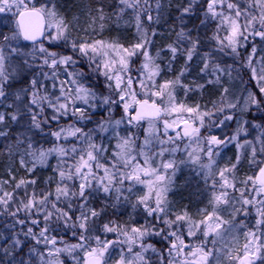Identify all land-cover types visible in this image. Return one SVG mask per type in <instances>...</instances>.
Instances as JSON below:
<instances>
[{"label": "snow or ice", "instance_id": "1", "mask_svg": "<svg viewBox=\"0 0 264 264\" xmlns=\"http://www.w3.org/2000/svg\"><path fill=\"white\" fill-rule=\"evenodd\" d=\"M205 3L204 19L200 21V25H206L208 21L216 23L215 31L209 38L215 43V48L203 53L200 72L215 77L206 83H220V74H223L225 69L214 62L213 53L223 52L227 48L231 53L238 55L241 41H247L249 36L259 37L264 41V0H205ZM119 4V10L114 13L117 20L122 18L127 9L134 13V24L139 39L130 46H125L115 39L70 40L71 22L58 11L54 0H49L48 4L39 8L28 7L25 0H0V13L11 12L15 8L14 15L17 17L11 35L0 34V98H7L6 89L11 88L17 74L26 69H33L34 64L27 57L33 62L39 58L40 64L35 67L41 69L33 75L27 87L15 93V99L21 101L17 111L12 114L0 112V125L6 122V118L19 122L25 115L29 117L27 127L18 134L16 141L17 149L26 143L19 160L26 172L33 173L38 166L47 165L49 157L53 155L57 158L54 175L46 181L49 186L54 181V189L48 187L37 191L36 179L21 178L15 183L12 191H5L9 181L0 180V215L13 218V223L9 226L13 229L8 241L10 248L2 249L3 257H11L9 264H33V258H38L39 264H63L60 256L67 253L76 264H108L106 255L110 258L109 249L119 246V258L114 264H213V261L220 264L221 253L228 264H256L258 260L264 262V159L258 158V153L264 156V135L256 138L260 144L259 148L251 141L236 145L238 150L246 146L251 147L249 164L256 169L252 175L243 180L237 179L236 170L241 163L239 152L235 163L213 173L216 164L214 147L217 149L215 155L218 156L219 146L236 140L237 136L223 140L215 135L201 137L205 118H211L214 113L202 111L199 104L189 106L183 101L178 102L175 95L177 87H183L185 95L192 90L189 85L182 84L181 77L188 70V62L199 54L202 40L198 35L194 37L191 34L193 29L181 26L176 32V42L165 47L171 54L169 63L175 60L178 54H183L185 66L174 79L157 83L156 78L163 71L157 63V58L164 49L158 50L155 57L151 55L149 46L152 40L142 17L146 16L149 23H156L159 16L153 17L148 0H144L143 6L141 0H119ZM197 5L198 0H189L187 6L180 10L178 19L181 25L184 24L185 16L194 13ZM156 8H160L159 0ZM110 19L103 6L95 9V15L90 10L85 31H95L96 28L103 31ZM222 32L224 35H221ZM151 35H156L154 29ZM40 37L64 41L65 44H70L73 53L78 52L82 57H86L92 71L104 77L108 94H98L92 87L81 83L84 78L83 70L67 71L69 66L76 64L73 56L49 51L40 41ZM21 39L33 42L31 53L21 50L18 44ZM185 44L188 46L184 47ZM256 52L257 48L253 46L247 63L253 78L257 79L258 84L264 85V57L261 58V66L257 70L252 62V56ZM14 54L19 62L12 66L10 60ZM138 55L143 59L139 68L135 69L137 75L134 77L132 60ZM61 66L64 67L67 77L64 80H59L58 69ZM44 68L50 69V72H44ZM228 74L230 75V72ZM40 76L45 80H52L53 89L59 87V95H52L47 89L42 93L43 84L38 78ZM195 87L202 89L204 85L197 84ZM260 91L264 93V86L260 87ZM227 93L228 88L224 87L222 102ZM22 94L29 97L27 104L23 103ZM249 95L251 102L259 106L260 102L251 93ZM116 106H122L119 119L112 118ZM98 107H107L109 118L98 121L95 128L86 132L73 123L49 133L56 141H68L73 138L76 143L70 146L56 143L50 148L37 147L32 143L29 133L33 129L43 131L44 125L50 126L51 122H59L62 117L69 115L77 121H90L89 109ZM235 107L233 103H222L216 112L222 113L225 108ZM46 109L51 110L50 116L45 115ZM224 119L231 120L233 117L226 116ZM142 121L147 122L148 128L141 145L137 146L135 134H119L122 124L139 126ZM220 123L223 124L224 120ZM110 130L117 140L111 158L106 156V146L95 142L97 132L107 133ZM170 131L174 135H169ZM0 136H6V132L0 131ZM185 138L189 141V144L185 145L187 160L165 161V154L174 155L179 150L176 142ZM193 142L197 145L195 148L191 147ZM204 144L207 145L206 149L202 146ZM166 145L176 146L169 149ZM154 148L157 150L153 151ZM202 156L207 158V163L202 162ZM157 157L160 158L159 163L156 162ZM102 160L104 162H101ZM189 162L199 166L205 184L211 179L210 198L208 205L198 210L201 219H193L186 209L173 214V219L169 215L168 200L172 178L179 164ZM238 184L241 187H237ZM136 185H143L146 191L143 195L136 196L132 207L135 209L141 206L148 217H154L165 227L158 229L148 223L141 226L120 224L114 220H108L102 227L99 226L97 222L105 213L107 203L99 210L91 207L90 201L94 194L102 192L106 197L114 194L117 203L122 200L130 202L131 196L135 195ZM29 188L32 190L29 191ZM18 189L23 190L19 196ZM236 193L238 195H234ZM228 206H231V219L225 220L220 213ZM208 208H211V211H208ZM249 209L255 212L253 228H249L243 220L236 223L238 216H249ZM20 214H23V219L19 218ZM17 225L23 226L19 232L14 231ZM225 225L228 226L227 229ZM62 229L71 230V235L77 242L69 244L63 237L58 239L57 235L53 234ZM182 229H186V237L189 238L187 242L185 231ZM98 230L103 234L113 233L116 239H101L100 235H92ZM233 230H243V245H239L238 235L232 238L234 247L224 243L225 233ZM198 234L203 239H198ZM21 236L25 239L22 240ZM152 236H161L168 242L166 255L165 250H157L153 244L145 242ZM27 238L35 242L34 246L29 248L28 259H17L13 253L16 249L23 252L21 246ZM196 240L198 242H193ZM209 241L213 245L212 248H208ZM93 242L95 246H92ZM217 243H222L223 247L217 249ZM58 244L64 246L58 247ZM37 245H43L44 251H40ZM150 254L157 256L158 260L154 262Z\"/></svg>", "mask_w": 264, "mask_h": 264}, {"label": "rangeland", "instance_id": "2", "mask_svg": "<svg viewBox=\"0 0 264 264\" xmlns=\"http://www.w3.org/2000/svg\"><path fill=\"white\" fill-rule=\"evenodd\" d=\"M141 1H142L141 4H144V0H141ZM25 2L28 5L36 4L35 0H25ZM48 3H49L48 0H42L40 5H45ZM159 3H160V8H161V2L159 1ZM156 4H157V1L151 7H152V10H155L156 12H158L160 8L157 9ZM15 12H16V9L13 8L11 12L0 13V27H1L2 22L3 23L7 22L8 24V27L5 29V33H6L5 35H8L9 34L8 31H11L13 27L15 28V22H13L15 21V18L12 19V16L14 15ZM88 13L89 11H86L82 15L76 16L72 19L75 31L71 33L70 40L79 39V38L99 39L97 37V34L100 31L99 28H96L95 31L91 29H88L87 31H85L87 27ZM92 14L95 15L93 11H92ZM132 22L133 20L131 18L126 17L125 19H122V22L121 20H118L117 23L120 26H130ZM211 22L212 21H210V23H206V25H203V26L209 27L208 25L211 24ZM206 27L205 28L202 27V30L199 31L198 33H194L193 36L195 37L198 35L203 42L202 44L210 43L211 46L208 48L214 49L215 43L213 41H210L209 38L213 35L216 25L211 30V32H207ZM221 35H224L223 32L221 33ZM151 37L152 35L149 34L150 39ZM253 38L255 37L249 36L247 41H241L240 47L238 48V53H239L238 55L231 53V50L227 48L223 52L215 51L213 53L214 62L221 64V67L225 69V72L223 74H220V83L214 84V87L217 88V90L220 89V92L217 95H219L220 93L222 94L224 87L228 88V92H229L227 93L228 96H226L223 99V102L221 98L219 99V101L215 100L212 103L208 102L207 100L200 99V88L194 87L191 91L187 92V95H185V90L183 87H177V89L175 90V95H176L178 102L183 101L185 104L189 106H195L199 104L202 111H211L214 113V115L211 118H207V117L205 118V127H203L200 132L201 137L215 135L218 138L223 140L226 137L230 138L233 135L237 136L236 140L226 142L223 145L219 146L218 156L215 155V152L217 151V149L214 147V159L216 161V164L213 167V173L217 172L220 168H223L226 165L235 163L237 153L239 152L241 155V163L243 162L245 158H248L247 159L248 160L247 161L248 170L246 171V169L242 168L241 163H240L237 166V170H236V177L238 180H243L246 176L252 175L256 169L254 168V166H250L249 164V158L251 155V147L246 146L238 150L236 147L237 143L243 144L245 141H251L256 145L257 148H259L260 144H259V141L256 140V138L258 136L264 135V93L260 91V87L264 85L258 84L257 79L253 78L251 68L248 67V63H247L248 56L251 53V49L253 46H255L257 48V52L255 55L252 56V62H253V67L259 70L261 66V58L264 57V41H262L259 37H257L258 43L250 47V50L248 52L244 53L243 51V49L246 46H249L250 44L249 40H252ZM43 43L45 47L49 49V51H56L60 55H72L73 59L76 61V64L73 66H69L67 68V71L68 72H79L80 70H83L84 78L81 80V83H85L88 86L92 87L93 89L97 91L98 94L99 93H103L104 95L108 94V91L105 88L104 77L102 76L101 83L96 82V80H91L87 75L86 68L83 66L81 62V59H80L81 55L78 52L73 53L70 47V44H65L64 41H55V40H48V39H46V41H44ZM18 44L20 47L19 42ZM125 46H130V45H125ZM38 47H39V44L36 45V48ZM21 50L24 53H31L33 50V45L32 46L29 45L27 47L21 48ZM149 51L151 55L155 57L158 50L152 49V44H151L149 46ZM205 51H209V50L206 49ZM161 55L162 53H160V56ZM202 55L203 54H200L198 59H196L197 62H199V64L201 65V67H202V64H201ZM160 56L157 58V63H158V59L164 57V55L161 57ZM27 58L31 59L30 57H27ZM142 59L143 57L138 55L134 57L132 60V68H133L132 75L134 77L137 75V72L135 71V69L139 68L142 62ZM36 61H38V63L40 64L39 58H37ZM136 61H137V65L135 63ZM14 62L15 60L12 59L10 64L12 66H15L16 64ZM222 62H229V63L222 64ZM171 63L169 62L166 63L168 64L166 67H167V70L169 71H170ZM9 71H11L10 67H9ZM43 71L50 72V69L44 68ZM58 72H59V80H64L67 78L65 75L63 66H61L58 69ZM229 72H230V75L228 74ZM205 74L206 73H201V72L198 74L199 77H197V79L198 81H200L198 83L206 85L207 84L206 81L210 79L211 80L215 79L214 76H209L208 74L207 75ZM171 79H172L171 77H168L167 75H164L163 73H161V75L156 78L157 83H162L164 80H171ZM59 80L56 81L57 85H59ZM190 80H196V79L193 77V78H190ZM41 81L43 84V88L41 89L42 93L44 89H47L50 94L59 95V87L53 89L52 80H45L43 77ZM181 81H182V84H185L182 78H181ZM222 84H224V86ZM189 87L192 88L191 86ZM12 93H14V91ZM250 93L255 97L256 100L260 102L259 106L251 102V97L249 95ZM229 96H231V98ZM7 97H9V95H7ZM27 97L28 96H25L22 94L21 99L24 104H27L26 103ZM113 99H115V97H113ZM2 102L4 103V107L0 106V112H4L6 114L15 113L17 111V108L21 104V101H17L15 98L13 101H10L9 103H7V99L0 98V105L2 104ZM222 103L224 105L228 103H233L236 105V107L233 109L225 108L224 112L222 113L216 112V109L221 107ZM9 105H11V107H13L14 110L8 113V111H6L5 108H7ZM117 107H118L119 113L117 117H112L114 119H119L122 115V106H117ZM105 108L106 107H98L96 109H89L88 114L98 113L99 111H103V112L106 111L108 113V109H105ZM113 112H115L114 109H113ZM45 113H48L47 116H50L52 114L50 109H46ZM226 116H232L233 119L225 120L224 118ZM67 118H69V116H67ZM221 120H224L223 124L220 123ZM28 122H29V117L27 115H25L19 122H15L9 118H6V122L3 125H0V131H4L7 133L8 128L10 127L12 129L11 132H13V134H16V138H17L18 134L22 132L25 127H27ZM95 127H96V124L90 129H93ZM147 128H148V124L146 121L141 122L139 126H135V125L129 126L125 123L120 126L119 134L121 136H126L128 134H135L136 144L137 146H139L143 143V140L146 134L145 130ZM238 129H240L239 132L237 131ZM161 131H162V128H161ZM169 135H174V133L170 131ZM29 136L32 137V143L35 146H37L38 145L37 140L35 139L33 132L29 133ZM47 138L48 137L46 136H41L39 138L41 141H44V143L42 142L41 145L47 144L45 148H50L56 143L64 144L65 146H70L72 143H76V141L73 138H69L68 141H63V140L56 141L55 138L52 136L50 137V141ZM95 142L98 144L99 143L104 144L107 148L106 156L111 158L112 153L115 151V146L117 143V140L113 132L111 130L107 133L97 132L95 134ZM176 144L179 145V150L174 155H170L169 153H166L165 156L163 157L165 161L168 159H175L177 162L181 160H185V161L187 160V151H185V145L189 144L188 139L185 138L182 141H177ZM175 146L176 145H166V147H168L169 149ZM196 146L197 145L195 142L191 144L192 148H195ZM202 146L205 147V149L207 147L206 144ZM25 147H26V143L20 145L19 149H17L16 143L13 144L11 155L7 158L6 163H5V167H6L5 172L9 174V176L11 177V180H12V177H15L14 180L16 182L19 180H17L16 174L13 171V169L17 170L18 164L20 165L19 160L21 158V154L23 153ZM155 150L157 149L154 148L153 151ZM258 158L264 159V156H261L258 153ZM50 161L53 162L52 165L53 167H55V165L57 164L56 156L53 155L49 157L47 165H49ZM159 161H160V158L157 157L156 162L159 163ZM101 162H104V161L102 160ZM202 162L207 163V158L202 156ZM41 167H44V166H41ZM172 179H173L172 188L168 193V200L170 201V212H169L170 218L174 219L173 214L180 213L182 210L186 209L189 212V214L193 217V219L195 220L201 219L202 217L198 214V210L203 209L208 205V200L210 198V192H211V183H212L211 179H209L207 184H205V181H204V178H203V175H202V172L199 166L192 165L190 162L185 163V164H179L178 169ZM1 180H6V179H1ZM176 183H178L179 186ZM11 185L12 184L9 182L8 185L5 186V191H12L13 189ZM182 186H187L189 189L186 193L187 196L185 195L186 199H182V200L180 199L178 201V198H177L178 192H182V189H184ZM48 187H50L51 189L55 188V186H51V185L49 186L46 184L44 189ZM237 187H241V185L238 184ZM39 190H43V188ZM22 191H23L22 189H18L17 194L21 193ZM144 191H146V189L144 188L143 185H136L134 188L135 195L131 196L130 202H125L122 200L118 203L121 209L118 208L117 202L115 201V198H114V194L111 197H106L104 193L97 192L94 194L93 199H91L90 206L95 207L97 210H99L101 207H104L103 202L107 203V207L109 206L112 207V205L115 204L116 206L113 209L117 212V215H120L119 217L123 219V217H128L124 215L123 210L129 209L132 203L135 202L136 196L143 195ZM234 195H238V193ZM181 202H184V204H181ZM95 204H97V206H95ZM236 206L239 207L238 204ZM136 209H141L142 214L145 215L143 218H146V217L150 218L146 215V213L144 212V209L141 206L136 207L135 210ZM105 210H107V208ZM208 211H211V208H208ZM230 211H231V206H228L224 208L223 211H221L220 215L225 220H230L231 219L229 215ZM249 213L250 214L247 218H245L243 215L238 216L236 219V223L238 224L239 221L243 220L244 223L248 225L249 228H253V226L255 225V218H256L255 212L253 211V209H249ZM137 216H142V215H137ZM115 217L116 215H109L108 212H105L99 218L97 223L99 226L102 227L103 223H106L108 220H114ZM145 222L146 221H142L140 223L138 219H132L131 221H128V223L126 224L141 226V225L146 224ZM120 224H125V223L121 221ZM225 228L227 229L228 226L225 225ZM182 230L185 231V238L187 242L189 238L186 237V229H182ZM92 235H100L101 239H109V240L116 239L115 234L113 233L103 234L99 230L92 233ZM237 235L239 238V245H243V243L245 242L244 237H243V230H239V231L233 230L230 232H226L225 237H224V243H228L229 247H234L235 245H233L231 241H232V238ZM160 237L161 236H152L150 238L154 240ZM70 239L73 240V238H70ZM147 239L145 240L146 243L153 244L157 248V250H159L157 245L153 241H147ZM198 239H203V237L198 234ZM193 242H198V240L193 241ZM57 246L63 247L64 245L58 244ZM92 246H95L94 242ZM36 247H38L40 251H44L43 245H37ZM212 247L213 245L209 241L208 248H212ZM215 247L217 249H221L223 247V244L217 243ZM109 254H110V258L108 255H106L108 264H114L115 260L119 258V246L115 248H110ZM78 255L82 256L83 253H78ZM150 256L154 262L158 260V257L155 256L154 254H150ZM60 259L63 261V264H76V262L73 261V259L70 256H68L67 253H62L60 256ZM37 262H38V258H37ZM213 264H216V262L213 261ZM220 264H228L223 253H221ZM256 264H264V262L258 260Z\"/></svg>", "mask_w": 264, "mask_h": 264}, {"label": "trees", "instance_id": "3", "mask_svg": "<svg viewBox=\"0 0 264 264\" xmlns=\"http://www.w3.org/2000/svg\"><path fill=\"white\" fill-rule=\"evenodd\" d=\"M35 1H36V4L28 5V7L35 6L38 8L42 6L40 5L42 0H35ZM156 1L157 0H149L148 1L149 6L151 7ZM159 1L161 2L160 10L158 12H156L155 10H152V13H151L154 18L156 16H159V21L156 23H149L147 22L146 16L142 17V19H144L145 21V27L148 29L149 34H151L153 29L156 32V35L151 37L152 49L154 50L164 49L163 51L160 52L162 53L161 56L164 55V57L158 59V63L161 65V68L163 69L162 73L174 79L179 74L181 68L185 66V57L183 54H178L176 59L171 61L172 63L170 64L171 65L170 71L167 70L166 66L168 64L166 63L169 62L171 54L166 49L165 46L167 44L176 42V32L179 31L181 26L185 27L186 29H193L191 33L192 35H194V33H198L199 31H201L202 27L203 28L206 27V26L204 27L203 25L202 26L200 25V21L204 19L203 11H204V8H206V3H205V0H198V5L194 9V13L190 16H185L184 24L181 25V22L178 19L181 15L180 10L183 7L187 6L189 0H167V1L159 0ZM241 2H243V0H241ZM54 3L56 4L58 11L63 16H65L68 21L71 22V25H72L71 33L75 31L73 21H72L74 17L82 15L84 12L90 11V10L95 13V9L97 7L103 6L105 13L108 16H110L111 19L106 22L105 29L103 31H99V33L97 34V37L101 40H114L115 39L124 45H131L133 43L138 42L139 37H138L136 27L134 24V13L131 9H127L125 13L122 14V18L119 19L122 22V19H125L126 17L131 18L133 22L130 24V26H120L117 23L118 20L116 16L114 15V13H116L119 10V7H120L119 0H54ZM141 5L143 6V4ZM13 18H15V15L12 16V19ZM207 23H210V21H208ZM215 25H216L215 22H211V24L208 25L209 27H206V31L211 32V30L215 27ZM196 26H199V27H196ZM7 27H8L7 22L5 23L2 22L1 27H0V34L5 35L6 34L5 29ZM13 30H14V27L11 31H8L9 32L8 35H11V32ZM19 43H20L21 48L27 47V45H24V43L21 40L19 41ZM253 43L254 42H252L251 47L253 46ZM13 46H16V44L15 45L13 44ZM183 46L187 47L188 45L185 44ZM210 46H211L210 43L201 45V47L199 48V54L194 56L192 61L188 62L187 64L188 70L185 72L184 76L181 77L182 80L185 82V84H189V86H191L192 89L195 87V85L200 84L198 83L200 81H198L197 77H199L198 74L200 73L201 65L199 64V62H197L196 59H198L200 54L208 52L205 50L206 49L210 50L211 48H208ZM6 54H7V50H6ZM12 59L15 60L14 62L15 64L19 62L15 54L12 56L10 62L12 61ZM20 59H23V58H20ZM80 59H81L83 66L86 68L88 77L91 80H96V82L101 83L102 75L92 71V69L89 67V61L86 57L80 56ZM29 60L30 62L34 64L33 69H26L25 71L16 75L15 80L12 82L11 88L6 89V93L7 95H9V97L6 98L7 103H9L10 101H13L15 98V92L17 90H20L21 88L27 87L33 75L41 71L40 68L35 67L36 65H39L38 61L35 60L33 62L31 61V59ZM135 63L137 65V61ZM226 63L228 62H222V64H226ZM193 77L196 80H190V78H193ZM38 78L41 80L43 77L40 76ZM214 84L215 83H207L206 85H204L202 89H200V99L207 100L210 103H212L215 100L219 101V99L221 98V93L219 95L217 94L220 92V89L217 90V88L214 87ZM222 85L224 86V84ZM13 91L14 93H12ZM229 97L231 98V96ZM28 99L29 97H27L26 103H28ZM0 106L4 107V103L2 102ZM5 109L6 111H8V113L14 110L13 107H9V106ZM105 109H107V107ZM114 110L115 112L112 113L113 115L112 117H117L119 113L118 107L116 106ZM47 114L48 113H45L46 116ZM89 115L91 116L90 121L88 120L77 121L74 117L69 115V118L62 117L59 120V122H51L50 126L44 125L43 131L39 129H33L32 132H33L35 139L37 140V144H38L37 146L38 147L42 146L45 148L47 144L41 145V143L42 142L44 143V141H41L39 138L41 136H46L48 137L47 139L50 141L51 135H49V133L51 131L57 130L60 127H66L69 124L75 123L77 127H81L84 129V131H87L88 129L95 126V124H97V122L100 121L101 119L109 118L108 113L106 111L104 112L99 111L98 113H94V114L89 113ZM8 129L9 130L6 133V136H0V180L7 179L12 184L11 186L13 189L15 187L16 181L13 179L11 180L9 174L5 172L6 170L5 163H6L7 158L11 155L12 145L16 143L17 138H16V134H13V132H11L12 129L10 127ZM247 159L248 158H245L243 162L241 163V167L246 169V171L248 170V162H247L248 160ZM13 171L16 174L17 180H20L21 178L36 179L37 183L35 185V188L37 191L42 188L44 189L47 178L54 175V171L52 170L50 166H44V167L38 166L34 170L33 173H28L23 167H21V165L18 164L17 170L13 169ZM51 186H55L54 181L51 183ZM182 187L184 189H182V192H178V195H177L178 201L180 199L181 200L186 199L185 195L189 189L187 186H182ZM29 190L31 191L32 189L29 188ZM21 193L17 195L19 196ZM181 204H184V202H181ZM95 206H97V204H95ZM113 208L114 207L109 206L107 207V210H105V212H108L109 215H116V217L114 218V221H116L119 215H117V212ZM123 213L125 216H128V217H123L122 220L125 219L127 222L131 221L132 219H138L139 222L146 221L145 223L152 224L158 229L165 227L159 220H156L154 217L143 218V217L137 216V215L145 216L142 214L141 209H139V212H136L133 209V207L130 206V209H126L125 212L123 210ZM19 218L23 219L24 218L23 214H20ZM12 223H13L12 217L7 216V215H0V264H9V261L11 260V257L9 258L3 257L2 249L5 247L10 248V244L8 243V241H9L10 234L13 231V229H11L9 226ZM22 227L23 226L17 225L14 231L19 232ZM35 230L38 231L39 229H35ZM53 234L57 235L58 239L63 237V239L69 244H73L77 242V239L73 238L72 235H70L71 230L64 231L62 229L60 232L53 233ZM70 238H73V240ZM21 239L23 240L25 238L21 236ZM149 241H153L157 245L159 250H165V255L167 254L166 249H167L168 242L165 241L162 237L154 239V240L149 238ZM34 244L35 242L32 241L31 238H27L25 240V243L21 246L23 248V252H21L20 249H16L13 254L16 255L17 259L19 258L28 259L29 248L34 246ZM33 264H38L37 258H33Z\"/></svg>", "mask_w": 264, "mask_h": 264}, {"label": "flooded vegetation", "instance_id": "4", "mask_svg": "<svg viewBox=\"0 0 264 264\" xmlns=\"http://www.w3.org/2000/svg\"><path fill=\"white\" fill-rule=\"evenodd\" d=\"M254 40V43H253V45H255V44H257L258 43V38L257 37H255V38H253ZM249 41H251V40H249ZM251 44H252V41H251ZM251 44H249V45H251Z\"/></svg>", "mask_w": 264, "mask_h": 264}, {"label": "water", "instance_id": "5", "mask_svg": "<svg viewBox=\"0 0 264 264\" xmlns=\"http://www.w3.org/2000/svg\"><path fill=\"white\" fill-rule=\"evenodd\" d=\"M45 37H40V41L44 40ZM26 41V40H25ZM27 43H33L31 41H26Z\"/></svg>", "mask_w": 264, "mask_h": 264}]
</instances>
